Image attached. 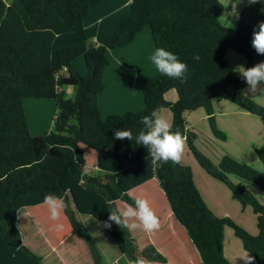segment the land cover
Here are the masks:
<instances>
[{"label":"trees","instance_id":"1","mask_svg":"<svg viewBox=\"0 0 264 264\" xmlns=\"http://www.w3.org/2000/svg\"><path fill=\"white\" fill-rule=\"evenodd\" d=\"M107 1L12 0L6 5L0 0V264H43L23 246L16 223L20 209L43 204L49 193L64 198L63 215L86 244L93 264H103V257L77 215L92 217L121 254L165 264L166 259L152 245L139 248L129 229L114 223L103 227L116 203H133L136 198L129 191L152 178L202 264H229L223 255L225 227L233 230L253 264H264V203L246 187L264 198V142L255 150L261 170L228 155L214 165L197 150V137L185 120L186 113L203 110L213 135L220 140L226 136L216 128L214 101H228L264 121V107L243 95L246 83L233 74L225 59L230 49L242 57L246 69L264 62V55L251 46L253 29L264 22V0L248 2L235 28L220 23L221 0H131L130 14L118 22L106 43L88 48L83 19L91 7ZM146 27L155 50L170 51L187 65L185 79L181 82L158 73L142 85V110L102 120L97 99L105 87L106 53L131 44ZM80 58L85 62V75L73 66ZM69 86L75 88L72 102L59 91ZM172 90L177 99L167 102L165 94ZM25 99L55 102L52 130L30 134ZM162 108L170 110L172 131L186 138V148L199 166L224 184L241 208L252 210L256 235L228 218L217 217L205 206L189 166L168 163L154 168L145 148L113 139L116 129L131 130L135 136L143 128L141 118ZM80 145L96 154L101 177L84 174Z\"/></svg>","mask_w":264,"mask_h":264},{"label":"crops","instance_id":"2","mask_svg":"<svg viewBox=\"0 0 264 264\" xmlns=\"http://www.w3.org/2000/svg\"><path fill=\"white\" fill-rule=\"evenodd\" d=\"M235 1L236 5L233 11L235 17H233L230 26L222 24L225 8L220 18V23L228 28H235L240 11L249 2V0ZM130 6L131 0H108L104 4L91 7L89 14L83 19L84 31L88 38V48L104 45L118 22L130 14ZM154 51L155 47L148 27L142 30L131 44L119 49L107 51L106 56L109 65L106 67L103 75L105 87L102 93L98 95L97 99L102 120L110 115L137 112L144 108L142 85L158 74L155 66L149 59ZM236 59L244 66L242 57L241 59L236 57ZM73 66L80 75L86 74L87 69L83 58L76 60ZM229 67L231 68V66ZM231 70L235 76H240L238 73L234 72L232 68ZM61 90L63 91L64 99L68 102H72L75 96V88L69 86L63 87L59 91ZM68 93L73 94V97L70 99L65 98V94ZM260 93L264 96V92ZM243 95L254 102H258V100L254 98L255 96L247 92V85L243 90ZM176 99L177 95L173 90L165 94V100L167 102H175ZM51 101L55 106L53 100L49 101L50 103L48 106H52ZM42 107H45V103H42ZM213 112L216 128L226 136L225 140H220L213 135L207 120V115L203 110L198 109L185 114L188 130L197 137L195 140L196 148L213 162L214 165L218 164L222 155H228L242 163L250 166L253 165L252 167L256 170H261V164L256 157L255 150L264 142V121L257 116L240 111L234 104L228 101H214ZM160 115L172 122V114L168 108H162L160 110ZM84 147V145H80V149L85 157L84 174L88 177H101L102 172L96 166L95 153L94 156L92 155V160L95 164L92 168H89V172L86 171L87 161ZM180 163L190 167L194 184L205 206L214 215L219 218H228L232 220L236 225L243 228L251 235L257 234L256 217L252 210L249 207L241 208V206L231 198V193L228 188L209 176L199 166L186 148V145ZM92 171L95 173L93 174ZM230 180L236 182L231 176ZM246 187L261 203H264V198L261 195L253 188L249 186ZM129 195L134 198L147 200L160 222L159 230L152 234L145 233L140 229L130 231L132 236L136 239L139 248L143 249L148 245H152L166 259L165 264H202L199 254L186 231L172 216L164 193L160 189L155 178L130 190ZM41 205L42 207L46 206L44 204ZM41 205L33 207L37 208ZM116 207H123V203L118 201ZM225 208H227V210H225ZM22 209H20L19 212ZM230 209L233 213L229 212ZM19 212L17 222L19 221ZM247 214L250 217V226L248 227L244 222ZM42 216L45 215L42 214ZM253 223H255V226ZM66 228L68 230V227ZM223 235V255L229 264H245L248 255L243 250L240 240L234 236L233 230L229 227H225ZM20 236L23 246L31 251L29 246L24 244L22 235ZM78 238L77 235H42V247L45 251V256L42 252V263L45 257H48L50 253H54L64 264H93L90 253L88 249H86L87 247H84L82 243L78 241ZM110 251L111 256L116 258L115 261L117 258H120V260L125 261L124 264H129L128 259L122 256L119 257L114 253L113 247H111ZM103 259H105V256H103Z\"/></svg>","mask_w":264,"mask_h":264},{"label":"clouds","instance_id":"3","mask_svg":"<svg viewBox=\"0 0 264 264\" xmlns=\"http://www.w3.org/2000/svg\"><path fill=\"white\" fill-rule=\"evenodd\" d=\"M249 3L256 4L259 0H249ZM251 46L258 55H264V22H259L253 29ZM149 59L159 74L181 82L185 79L188 67L172 52L157 48ZM195 59L198 60L199 57ZM233 71L246 83L247 92H264V62L247 69L237 65ZM140 123L143 128L135 136L131 130L116 129L113 131V139L133 141L145 148L154 168L168 163L179 164L184 154L186 138L180 131H172V123L160 115V109H154L150 114L143 116ZM122 203L123 207L109 212L108 221L103 223V227L110 228L114 223L119 228L124 227L130 231L140 229L148 234L159 230V219L147 200L136 198L133 203ZM43 204L47 206L49 220L52 222L59 221L67 208L64 198L54 193L46 194L43 197ZM62 227V224L56 223L57 230H61ZM129 264H158V261L141 256L130 260ZM245 264H253V257L248 256Z\"/></svg>","mask_w":264,"mask_h":264},{"label":"rangeland","instance_id":"4","mask_svg":"<svg viewBox=\"0 0 264 264\" xmlns=\"http://www.w3.org/2000/svg\"><path fill=\"white\" fill-rule=\"evenodd\" d=\"M1 1L5 4H10L12 2V0H1ZM222 5L225 8V12L222 17V24L226 26H230L231 22L233 21V17H235L233 11L236 5V1L222 0ZM226 53H227L225 56L226 61L228 65L231 66L232 69H235L237 65H241L239 60L236 59V57H239V59H241V57L238 54H236L232 50H228ZM251 94L252 96H255L254 98H256V100H258L259 102L258 103L255 101V103L259 106L264 107V96L260 92L251 93ZM72 97L73 94L70 93L65 94V98L67 99H70ZM49 101L50 100L25 99L23 102V108L25 115L27 117L26 119L28 122L29 131L30 134L33 136H39L52 130V124L55 117V106L52 101H51L52 106L51 107L48 106V104L50 103ZM42 103H45V107H42ZM84 150L86 152V161H87L86 171L89 172V168H92L95 164L94 161L92 160V155L94 156L95 154L92 150H89L86 147H84ZM197 150L199 151L198 148ZM92 172L93 174L95 173L94 171ZM225 210H227V208H225ZM229 212L233 213L231 209ZM42 214H44L45 216H42ZM77 218L79 222H81L92 234L102 257L105 256V259L102 260L103 264L125 263V261L120 260V258H117V260L115 261L116 258L111 256V251H110L111 247H113L114 253L117 254L119 257L122 256L128 259L129 261L132 260L128 256L122 255L118 250H115L117 248L112 242V240L107 236V234L102 230V228L92 217L78 215ZM244 222L247 227L250 226V217L248 216V214L247 217L244 219ZM56 223L63 225L61 230H57ZM253 224L255 226V223ZM66 227H68V230ZM17 228L18 231L20 232V235H22L23 237L24 244L26 246H29L33 254L41 258V262H42V252L45 256V251L42 247V243H43L42 235H77L72 229L69 228V225L67 224L63 214L59 221L57 222L50 221L47 206L42 207V205L37 208L30 207V208L22 209L19 212V221L17 222ZM78 241H80L84 247L86 246V244L83 241H81L79 238ZM43 264H64V263L54 253H50L48 257L44 258Z\"/></svg>","mask_w":264,"mask_h":264},{"label":"water","instance_id":"5","mask_svg":"<svg viewBox=\"0 0 264 264\" xmlns=\"http://www.w3.org/2000/svg\"><path fill=\"white\" fill-rule=\"evenodd\" d=\"M88 182H91V180H90V179H88Z\"/></svg>","mask_w":264,"mask_h":264},{"label":"built area","instance_id":"6","mask_svg":"<svg viewBox=\"0 0 264 264\" xmlns=\"http://www.w3.org/2000/svg\"><path fill=\"white\" fill-rule=\"evenodd\" d=\"M63 71H65V70H63Z\"/></svg>","mask_w":264,"mask_h":264}]
</instances>
